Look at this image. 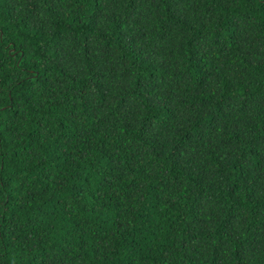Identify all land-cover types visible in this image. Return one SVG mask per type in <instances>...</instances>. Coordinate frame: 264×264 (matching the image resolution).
<instances>
[{
	"label": "trees",
	"instance_id": "trees-1",
	"mask_svg": "<svg viewBox=\"0 0 264 264\" xmlns=\"http://www.w3.org/2000/svg\"><path fill=\"white\" fill-rule=\"evenodd\" d=\"M0 264H264V0H0Z\"/></svg>",
	"mask_w": 264,
	"mask_h": 264
}]
</instances>
